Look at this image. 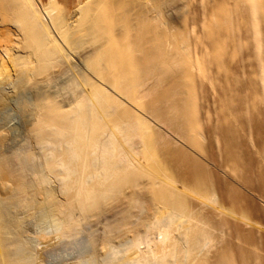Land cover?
<instances>
[{
	"label": "bare ground",
	"instance_id": "obj_1",
	"mask_svg": "<svg viewBox=\"0 0 264 264\" xmlns=\"http://www.w3.org/2000/svg\"><path fill=\"white\" fill-rule=\"evenodd\" d=\"M75 2L79 16L70 25L52 6L45 9L49 24L34 0H0V264H43L24 242L41 206L56 230L41 234L43 255L63 244L97 249L102 223L107 259L93 252L92 264H203L206 257L194 259L212 232L206 221H192L179 192L195 191L202 206L223 212L212 198L219 180L179 163L171 164L175 178L147 172L157 159L147 146L151 124L137 110L159 114L148 99L172 66L167 53L149 57L153 20L142 9L101 28L86 46L81 36L109 17L87 26L89 5ZM177 123L176 133L197 146L191 123ZM149 198L154 203L145 207ZM126 224L140 230L117 245L111 237Z\"/></svg>",
	"mask_w": 264,
	"mask_h": 264
},
{
	"label": "rangeland",
	"instance_id": "obj_2",
	"mask_svg": "<svg viewBox=\"0 0 264 264\" xmlns=\"http://www.w3.org/2000/svg\"><path fill=\"white\" fill-rule=\"evenodd\" d=\"M34 1L49 24L47 6H52L54 13L70 25L79 16L78 2L74 0ZM82 1L91 12L87 26L102 13L109 17L106 22L100 21L97 31L81 36L86 39V46L94 42V35L101 28L116 23L119 26L128 15L144 9L153 20L145 39L149 57L167 53L170 58V70L158 81L154 77L157 84L148 99L159 108V114L142 108L137 111L151 124L147 146L156 153L157 161L148 167L149 174L158 175L161 170L175 178L171 164L179 163L201 171L203 179L214 183L219 180L212 198L222 205L223 212L217 211L213 203L202 206V197L195 191L179 192L180 198L187 201L186 213L192 217L194 214L192 221H206L212 232L202 241V251L194 261L206 257L203 264H264V0ZM50 35L58 38L52 27ZM182 62L187 63L186 68ZM152 81L150 78L149 83ZM174 120L191 123L196 129L197 146L176 133L178 123ZM50 197L54 200L52 194ZM147 201L154 203L149 198L144 201L145 207ZM42 208L29 218L24 242L29 253L34 252L32 255L38 260L44 259L43 264H92L90 256L98 251V258L102 254L107 259L105 250L109 243L102 242L101 222L95 228L99 232L97 249L63 244L55 252L41 254V234L56 233L53 224L44 220ZM123 226V232L119 228L121 231L114 233L116 237H111L112 241L118 237L117 242L113 241L117 245L119 238V243L130 239L139 229ZM120 232H125L126 237H119ZM80 235L86 238V233ZM130 250L128 255L132 254Z\"/></svg>",
	"mask_w": 264,
	"mask_h": 264
}]
</instances>
